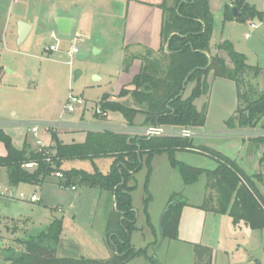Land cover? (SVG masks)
Wrapping results in <instances>:
<instances>
[{"label":"trees","instance_id":"16d2710c","mask_svg":"<svg viewBox=\"0 0 264 264\" xmlns=\"http://www.w3.org/2000/svg\"><path fill=\"white\" fill-rule=\"evenodd\" d=\"M240 17L245 22L252 18H263V14L245 3L233 0ZM165 20L162 27L163 45L158 52L147 50L142 58L132 56L125 59L124 71L139 59L140 72L134 77L132 90L122 89L119 96H131L139 109L123 103L110 101L104 94L98 103L106 117L110 112L120 113L134 127L138 115L144 117L143 124L149 126H176L186 128L204 127L207 121L206 105L199 110L195 101L208 94L209 77L225 78L236 82L239 106L236 117L227 121L229 128H255L264 116V92L258 93L245 80L247 74H260L258 67L247 64L246 57L237 52L233 44L225 41L218 46L226 52L233 67L219 55L209 56L215 20L209 0H176L174 6H162ZM234 20L233 8L225 11V21ZM167 45V52H165ZM1 71V68H0ZM194 84L189 97L185 91ZM51 145L31 150L26 144L18 149L10 135L0 128V142L7 155L0 156V167L7 170L12 186L20 184L38 185L61 169L68 161L89 160L94 172L72 169L63 173L61 184L66 188L80 185L97 188L111 194L115 208L107 216L105 239L112 256L105 261L86 257L71 258L57 255L63 234V219H55L47 229L30 235L21 241L20 250H11L9 264H125L139 256H146V249L132 245V234L137 231V214L133 206L132 193L136 186L129 183L144 166L148 169L146 190L152 173V162L156 155L167 154L171 167L179 172L185 185L196 184L206 176L205 198L201 209L216 215H227L235 226L245 224L252 230H264V195L259 189L263 183L261 174L248 175L241 166L225 154L206 146H195L194 139L183 137H146L111 130L86 131L83 143L66 144L59 132L49 129ZM264 143V137L251 140ZM178 152H198L211 157L217 164L214 170L190 166L177 159ZM100 158L112 159L108 173H102L94 164ZM26 163L37 167L27 170ZM151 197L145 200L148 225L156 236L147 212ZM189 206L188 199L181 193H173L167 203L169 207L163 223L164 239L179 240V227L183 210ZM195 264H213L211 248L195 245Z\"/></svg>","mask_w":264,"mask_h":264},{"label":"rangeland","instance_id":"374dc122","mask_svg":"<svg viewBox=\"0 0 264 264\" xmlns=\"http://www.w3.org/2000/svg\"><path fill=\"white\" fill-rule=\"evenodd\" d=\"M258 1V0H257ZM37 0H31L27 2L31 7H35ZM176 0L169 2V6H174ZM27 5V4H26ZM44 3H40L43 8ZM23 7L21 0H0V39L6 38L4 31L8 27L7 23L10 21L13 23L15 17ZM34 9V8H33ZM32 9V10H33ZM34 9V10H35ZM214 36L212 44L216 43L220 39V34L223 32L222 16L215 7L214 11ZM8 20V21H7ZM89 22L88 20L85 21ZM105 21H99L96 25L86 23L83 33L87 37L77 38L76 46L80 53L74 57L68 56L66 53L74 41V33L76 28L69 36H64L59 33L57 26L54 22L50 23L46 27V34H49L51 29H54L59 37L65 40L62 43V49L64 53L54 52L52 55H46L41 51L42 45L36 43H30L28 41L23 46L15 44L14 38L7 36L9 48L12 51L0 50V60L6 67L5 79L7 80L6 87H0V112L6 114L5 120L16 121L20 118L30 119V122H38L40 120H49L51 122H73V123H89L99 124L105 121L106 117H96L98 103L101 101L104 94L109 95V100L123 103L124 105L139 109V105L129 95L120 97L119 94L122 89L129 90L128 82H123L124 76L119 75L122 67L125 68L123 63L124 59L130 60L132 58L131 53L125 56L119 50L118 45H121V41L118 39L117 34L111 35V33L105 30V26L102 24ZM239 22V21H238ZM246 27L242 25L240 21L238 24L229 25L226 32H229L235 39L239 40L242 45L245 44L243 35ZM6 32V31H5ZM91 34V35H90ZM229 34V35H230ZM5 36V37H4ZM50 43L55 41L49 40ZM0 47L3 45L0 42ZM101 45L103 51L101 53L92 49L93 46ZM42 47V48H41ZM166 52V49H165ZM146 52L138 55L140 58L144 57ZM45 57V58H43ZM47 57L50 58L47 60ZM139 60V59H138ZM72 61V62H71ZM69 62L72 64L70 65ZM230 67V64L228 65ZM81 70L82 76L75 80L74 72ZM213 74V73H211ZM214 90L207 96L201 97L200 100H196V106L201 110L205 102L209 104L213 109V113L217 115L214 120H210V129H202V131L210 132L224 130L223 117H229V112L237 108L236 103V82H227L223 79L214 80ZM212 83V84H213ZM192 86L190 84L184 94V98H187L191 94ZM73 94L84 98L86 105L83 110L78 107V110L74 113H69L66 110L69 96ZM115 98V99H114ZM18 113L17 117L13 116L10 111ZM229 111V112H227ZM10 113V114H9ZM112 120H109L110 125L120 130V127L125 125L130 128L127 123H122L124 119L120 113L110 112ZM219 114V116H218ZM144 117L138 115L135 120L133 128L137 131L144 127H150L143 124ZM25 126V125H24ZM19 128H9L8 131L14 138L17 145H21L25 135L28 132L27 126ZM249 128V127H248ZM59 132L62 137L73 136L86 132V130H79L61 126L60 128H54ZM48 132V130L45 129ZM43 128H40L38 135H46ZM34 134L29 130V135L34 138ZM130 135H135V132H129ZM251 134V136L261 137ZM223 134H218L213 139H194L195 146L200 147L208 145L214 150H224V143L227 141ZM36 136V137H37ZM66 141H69L65 138ZM38 150L40 147H44L38 139ZM251 145V149H255ZM248 150L250 147H245L241 152L243 157V163L246 171L250 175L263 174L264 165L259 166L258 163L252 164L251 158L248 157ZM222 153V152H221ZM167 154H164L165 161L160 159L155 161L156 173H151L150 180L148 182V193L146 190V179L148 175V169L146 166L142 168L138 173L134 175V178L129 183L130 186H136L132 193L133 206L137 214V231L132 234V245L138 249H146V256H139L125 264H195L194 248L198 243L196 241L197 234H201L204 237H212L214 251L213 264H257L259 261L264 264V230H252L248 226L244 225L242 229H238L236 232L232 225V220L229 216H215L211 217L205 224L204 220L198 218V216L192 218V224L189 222L184 223V233L179 240H162L160 232V220L166 210V206L169 199L168 191H175L183 194L192 205L203 204V197L205 198V185L207 178L202 176L195 185L187 186L184 184L182 177L178 171H175L167 163ZM157 156V155H156ZM177 159L190 166L203 168L208 170H214L217 167L216 162L209 156L198 152H180ZM169 158V157H168ZM241 159V158H240ZM241 160H239L240 163ZM251 161V162H250ZM112 160L109 158H100L94 161L100 171L104 174L108 173ZM250 165H247L248 163ZM254 162V161H253ZM67 167L72 166L74 169L85 170L87 172H94V165L89 160H75L68 162ZM64 165V164H63ZM62 165V167H63ZM153 167V165H152ZM65 170V169H63ZM66 172L68 170H65ZM70 171V170H69ZM153 172V171H152ZM170 172L169 177L167 173ZM264 177V176H263ZM264 179V178H263ZM61 180V178H58ZM6 184V183H5ZM4 185V184H3ZM57 188V187H56ZM259 188L264 194V184H259ZM65 197L79 194L78 206L67 210L64 214L66 216V225L63 234V241H61L57 255L59 257H71L80 258L86 257L89 259L105 261L112 256L111 250L107 247L105 239L106 230V215H103L100 206V194L101 190L97 188H90L88 186H78V191L75 193L72 190L60 189ZM112 200V196L109 193ZM151 197L148 205V214L151 216L152 222L158 232L156 236L153 234V230L148 225L147 214L145 211V200ZM67 205V204H66ZM191 205V206H192ZM68 207V205H67ZM37 213L33 214V224L30 226L29 231L24 229H15V224L11 222L7 223V230L0 226V242L5 243V247H0V264L6 263V258L12 253V248L22 246L19 244L21 241L26 240L28 235L39 234L48 225L49 215L43 209L38 208ZM193 216L195 211L188 209ZM49 213V212H48ZM75 220H73V215ZM21 228V226H20ZM18 230V231H17ZM26 232V233H25ZM225 237L222 242L223 247L226 249L228 255L217 252L216 241L217 237ZM198 241V240H197ZM200 245V244H197Z\"/></svg>","mask_w":264,"mask_h":264},{"label":"crops","instance_id":"0c3cea01","mask_svg":"<svg viewBox=\"0 0 264 264\" xmlns=\"http://www.w3.org/2000/svg\"><path fill=\"white\" fill-rule=\"evenodd\" d=\"M29 1L31 2V0H21V2L23 3V7L21 8L19 13L15 17V20L13 21V23L10 21L7 23L8 27H6V30H5L6 32L4 31V35L6 34V38L4 40L2 38L0 39V42L3 45L2 48L0 47L1 52L3 50L12 51V49L8 47L9 44H8L7 36L13 37L15 44L18 45L17 44V41H18L17 34L19 30V24L27 23V24H30L32 27H31V30L27 38L20 46H23L28 41H30V43H36L38 45H42L43 49H41V51H43L44 54L48 56L52 55L53 53L45 52V47L49 44H53V41L51 43L47 41V39L49 40L52 39L50 36V31L52 29L49 31V34H46L45 29L47 25L52 22H54L56 25V20L61 17L72 18L74 20V24L72 28V31L74 30V28H76V32L73 35L74 39L75 38L80 39L82 37H87V35L83 33L84 31L83 29H85L84 27L86 23L91 24V26H93V25H96V23H98L101 20L105 21L102 24L103 26H105V30L103 29V31H106L105 33L109 32L111 33V35L113 34L118 35L119 37L118 39L121 41V45H118V47H119V50L125 56V58L127 54L129 55V53H131L132 55L138 56V55L143 54L144 52H147V50L158 52L163 45L161 33H162L163 23L165 20V12L162 6L165 3H167L168 5L169 2H171L172 0H37V2H35L36 9L35 7H31V5H28L27 2ZM40 3L42 4L44 3V6L43 8L41 7V10L39 7ZM232 3L233 1H230V0H209L211 12L213 13L216 7L218 12L222 16L221 21L223 23V26H222L223 32L220 34L219 41H217L214 44H212V40H213L215 29L213 31L209 56L219 55L220 57L226 60L228 65L230 64V67H233L227 53L218 50V46L221 43L225 41L231 42L235 50L243 54L246 57L248 65L252 67H258L260 69V74L258 76L255 77L254 75L247 74L245 76V80L249 82L250 84H252L258 93H262L264 92V0H258V1L257 0H245L246 4H248L251 7H254L258 12H261L263 14V18L260 19V18L255 17L252 19H248L245 22H242V25L246 27V30L243 35V40L245 44L243 45L241 44L243 43L242 41L240 42L239 40L235 39L229 32H226V29L229 27V25L239 23L237 21V18L235 17H234V20L225 21V11L230 6L233 8ZM87 20L89 22L85 23V21ZM252 25H255L256 27L254 28L252 27ZM72 31H71V34H72ZM59 39L62 45L65 39L62 37H59ZM61 49H62V46H61ZM92 49H94L98 53H101L103 51V47L101 45L93 46ZM165 49L167 52V45H165ZM64 52H65L64 50H61L60 52H56V53H64ZM48 59L50 58L47 57V60ZM141 66H142L141 60L137 59L132 63L130 69L127 72H125L122 67V70L119 74L121 76H124L123 78L124 80H122V83L128 82L129 87H132L131 83L134 77L140 72ZM0 68H1L0 87L4 88L6 87V84H7V80L5 79V74H4L6 67L2 64L1 60H0ZM216 79H223L227 82L229 81L232 83L234 82L232 80L225 79V78H216ZM214 80L215 78L213 74H211L208 79L209 85H210L209 92L211 91V93L214 90V83H213ZM193 87L194 86H192V89ZM132 89L133 87L130 88L129 90H132ZM198 100H200V98ZM236 103H237V108H238L239 100H238L237 90H236ZM205 105L207 107L206 108L207 121L204 127L197 128V131L199 132V136L196 137L195 139L197 138L213 139L219 133L223 134L222 136H224V138L227 141L223 145L225 146L224 150L220 152H222L226 156L235 160L248 175L250 174L246 171L247 167H245L243 163L244 159L241 153L245 147L247 148L250 147V150H248L247 155L248 157L251 158V161L253 159L254 162L252 161V164L258 163L260 167L263 166L264 165V143L258 144V143L252 142L251 140L253 138H256L255 137L256 135L251 136V134L254 135L256 132V133H259L257 135L264 137V116L262 117V119L260 120V122L255 128H240L236 126L235 128L231 129L228 127L227 121L231 118L236 117V111H237V108H236V109H233V111L231 112L227 111L229 112V115H228L229 117L227 118L223 117L221 119V121L223 122L222 127H224V130L222 131L211 130L210 132H207V131H202V129H207L208 127L210 129L209 121L214 120V117L215 116L217 117V115L213 113L211 102H209V104L205 102L203 107ZM10 113L11 114L13 113L14 117L18 116V113L12 110L10 111ZM110 114L111 113H108L106 115L107 118L105 119L104 122L102 123L98 122V123L110 125L109 123L111 122H109V120H112ZM5 116L6 114L0 112V128H2L8 135L12 137L13 143L18 149H22L24 145L26 144L28 147L31 148V150H36L38 148V142H39L38 139L41 140L40 142H43L42 144L44 146L51 145V136L45 130H44L45 131L44 133H46L47 136L46 135L37 136V133H38L37 132L36 134H34V138L30 137L29 135L30 128L27 126V124L30 122L29 121L30 119L28 120V119L20 118L16 121H7L4 119ZM38 122L50 123L51 121L40 120ZM122 123H127L125 118L122 120ZM24 125L28 127V132L25 135V138L23 139L21 145L19 146L15 143L14 138L11 135V133H9L8 129L9 128H19ZM60 138L66 144L83 143L86 139V132H83L81 134H76L73 136L67 135L65 137H62V135H60ZM65 138H67L69 141H66ZM251 145H253V147H256V148L251 149ZM203 146L209 147L208 145H203ZM179 153L180 152H178L177 155ZM6 155H7L6 148L4 144L0 142V156H6ZM163 155L164 154L157 155L154 157L153 162H152V165H153L152 173L153 174L156 173V170H157V168L155 169V166H154L155 161L157 159H160V156H163ZM164 159L166 158H164L163 156L162 160L161 161L158 160V161L163 163L165 161ZM239 160H241L240 163H239ZM166 161H168L167 163H169L171 167L168 156H167ZM68 162H71V161H68ZM68 162H65L63 167H61L60 169L61 171H63V173L66 172L65 170L69 171V170L74 169V167L72 166L67 167V165L69 164ZM246 164L250 165L249 162ZM166 175L167 177H169L170 172H168ZM262 176L264 175L262 174ZM263 184H264V179H263ZM0 185H2L5 189H7V194L0 196V226L2 228H5V230L8 229L7 223L11 222L12 224H15L14 226L15 229H21V230L24 229V230H27L28 232L30 226H32L33 224V214L37 213L38 208H41L43 209V211L47 212V214L49 215L48 225L45 227V229L48 228V226L53 222V220L63 219V234H64L65 225H66V216L64 214L69 209L71 210V213H73L72 208H76L78 206L77 204H78V200L80 197L79 194L77 195L74 194L73 196L65 197L60 189L72 190L75 193H77L78 186H76L75 189H73L72 187L66 188L61 184V180H58V178H56L55 176L47 177L42 183L38 185L20 184L18 186H12L8 179L7 170L1 167H0ZM260 191L263 194L261 189ZM173 193H177V192L168 191L169 199ZM22 195H24V197H22ZM33 196L36 197L35 202L31 201V198ZM99 196H100L99 201L101 203L100 206H101L103 215H105V211H106L105 208L108 207L107 212H106L107 213L106 216H108L109 212H111L112 209L115 208L114 199L112 198L111 200L109 193L106 191H102ZM203 200H204V197H203ZM66 204L68 205V207ZM191 205L192 204L189 203V206L183 210L181 221H180V227H179V239L182 238L181 236H183V233L185 231L184 223L188 224L190 222L192 224V221H193L192 218H194L195 216L196 217L198 216V218L203 219L205 224L207 223L208 220L210 221L211 219H213L211 217L227 216V215H216L214 213L207 212L200 208L202 204L192 205V206ZM188 209H192V211H195L194 212L195 215L193 216L190 212H187ZM72 215H73V220H75L74 214ZM150 219H151V216H150ZM106 220H107V217H106ZM151 224L154 230L158 232L155 227V224L152 222V219H151ZM232 225L236 232L238 229H242L245 224L242 223V224L235 226L232 220ZM45 229H43L42 231H44ZM29 236L30 235H28V237ZM195 240L196 241L194 242L196 243L198 242L197 244L211 248L214 253L215 248L212 245L213 244L212 242L214 239L212 240V237H204L203 235L198 233ZM224 240L226 242L225 237L222 238L219 236L216 238V241L214 242L217 244V248H219L217 252H220L224 254L225 256H227L228 251L226 249H221V246L223 247L222 242ZM61 241H63V237H61ZM4 245L5 243L0 242L1 248L5 247ZM21 248L22 246H19L17 248H12V249L20 250ZM7 259L8 257L6 258L5 264H9Z\"/></svg>","mask_w":264,"mask_h":264},{"label":"built area","instance_id":"2783aa9c","mask_svg":"<svg viewBox=\"0 0 264 264\" xmlns=\"http://www.w3.org/2000/svg\"><path fill=\"white\" fill-rule=\"evenodd\" d=\"M233 1V0H230ZM252 27H256L255 25H252ZM51 38L55 41L53 44H49L45 47L46 53H54V52H60L61 51V41L59 39L58 33L52 29L50 31ZM77 38L74 39V41L71 44V48L66 52L68 56L74 57L79 53V49L76 46ZM72 62V61H71ZM69 62L71 65L72 63ZM86 105V102L83 97L76 96L71 94L68 98V103L66 106V110L69 113H74L78 110V107L81 108V110L84 109ZM97 114H102L100 109H97ZM27 126L30 128V130L33 133H37L40 128H43L44 130L54 129L57 127L65 126L68 128L73 129H79V130H86V131H99V130H111L119 133H128L129 132H135V135H141L146 137H183V138H191L195 139L199 136V132L197 131V128H186V127H176V126H150V127H144L141 129H138L135 131L133 127H126L122 126L120 127V130L116 129L112 125H105V124H89V123H73V122H29ZM55 130V129H54ZM260 136V135H259ZM27 170H33L37 167L35 163H26L23 166ZM56 178H61L63 176V173L61 170H58L54 173ZM75 189V187H72ZM7 194V189H5L2 185H0V196H3ZM24 197V195H22ZM32 202L36 201V197L33 196L31 198Z\"/></svg>","mask_w":264,"mask_h":264},{"label":"water","instance_id":"95a60500","mask_svg":"<svg viewBox=\"0 0 264 264\" xmlns=\"http://www.w3.org/2000/svg\"><path fill=\"white\" fill-rule=\"evenodd\" d=\"M233 14L235 18L240 17V13L237 7H233ZM73 24H74V20L72 18H65V17H61L58 18L56 20V25L58 28V31L60 32V34L64 35V36H69L71 34L72 28H73ZM31 25L27 24V23H20L19 24V30H18V41L17 44L18 46H20L25 39L27 38L30 30H31ZM82 75L81 70H76L74 72V77L75 80H78ZM169 207L166 208V210L164 211L161 220H160V232H161V237L162 240H164V236H163V231H162V223L164 220V217L168 211ZM257 264H261L259 261H257Z\"/></svg>","mask_w":264,"mask_h":264}]
</instances>
